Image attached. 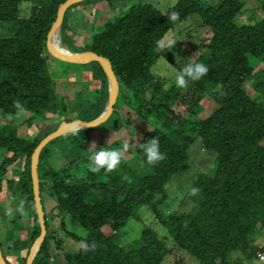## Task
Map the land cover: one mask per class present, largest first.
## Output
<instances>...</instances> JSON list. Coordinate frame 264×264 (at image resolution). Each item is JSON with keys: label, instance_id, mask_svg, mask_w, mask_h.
I'll list each match as a JSON object with an SVG mask.
<instances>
[{"label": "trees", "instance_id": "1", "mask_svg": "<svg viewBox=\"0 0 264 264\" xmlns=\"http://www.w3.org/2000/svg\"><path fill=\"white\" fill-rule=\"evenodd\" d=\"M20 1L28 4L24 17L19 16ZM63 1L0 0V22L8 24V36L0 38V191L5 173L14 170L10 167L16 161L21 164L14 170V179L5 182L11 200L10 219L0 210V254L5 264H24L29 247L38 237L29 158L37 143L57 128L41 137H23L17 134L18 126L11 119L24 117L26 125L88 122L100 114L107 99L105 77L96 62L76 65L56 59L59 72L48 69L45 36ZM111 1L74 4L61 20V43L70 52L91 51L105 58L118 92L102 124L67 133L41 149L37 179L45 236L31 264H43L48 257L50 233L42 196L52 202L48 214L60 225L70 217L85 230L83 238L67 234L70 239L96 244L95 251L85 253L78 248L65 254L63 264H161L168 250L152 230L144 228L137 239L120 243L121 229L129 219H139L138 211L143 206L153 213L175 246L197 264L250 263L257 252L264 250V245L256 242L264 230V0L260 2L262 15L250 24L234 22L243 7L238 0H220L211 6L198 0H177L167 9L179 13L175 23L168 21L164 12L138 3L93 26L89 40L77 36L83 20L80 16L81 22L74 25L71 18L76 9L105 2L113 11ZM193 14L210 33L194 47L193 63H203L209 71L199 81H190L186 89H179L175 82L167 85L151 73L155 62L165 57V53L153 49L156 40ZM247 56L257 62L255 67L249 65ZM75 67L82 69L84 85L59 108L61 96L55 91L54 79L57 75L70 77ZM244 84L250 86L253 98L247 95ZM205 98L216 107L200 118V101ZM16 100L26 108L25 114L17 115L13 107ZM176 106L183 108L182 116L175 111ZM130 114L151 128L142 133L130 157H124L116 170L90 172L92 145L88 133L100 128L127 129ZM154 137L166 159L151 166L138 145ZM196 139L213 154L214 172L195 179L191 188L200 191L188 195V211L162 218L157 206L164 199V187L185 164L188 148ZM122 146L113 141L96 146V150ZM54 157L61 163L54 162ZM125 176L130 183L123 179ZM104 227L109 234H103Z\"/></svg>", "mask_w": 264, "mask_h": 264}, {"label": "rangeland", "instance_id": "2", "mask_svg": "<svg viewBox=\"0 0 264 264\" xmlns=\"http://www.w3.org/2000/svg\"><path fill=\"white\" fill-rule=\"evenodd\" d=\"M177 1V0H176ZM202 4L206 5H215L220 0H198ZM242 4V9L240 13L234 18V22L238 25L240 24H250L258 19L262 12L260 11V2L262 0H238ZM112 10H110L105 2L96 4L84 5L76 9V12L73 13L71 19H73L74 25L77 26L82 16V23L79 25L77 30V36L90 39L91 37V28L93 26H99L104 24L106 20H110L117 15L124 13L129 6L134 4H148L152 6L159 12H164L165 9H168L172 0H112ZM28 4L24 1L19 3V16L24 17L27 15ZM75 10V9H74ZM95 12V14H94ZM95 15V16H94ZM79 18V20H78ZM8 24L0 22V38L8 36ZM167 33L175 34L176 39L178 40L174 47L165 52V59L169 63L166 68V71L170 73L168 77L163 75L155 74L156 71L160 70L161 66L159 65V59L151 67V73L166 82V84L174 83V73L179 72L186 64L193 63L195 60V53L193 49L198 45L202 40L208 38L210 33L207 28L203 27L200 18L198 15L193 14L188 16L185 20L177 23L170 29ZM75 36V38H77ZM61 42V41H60ZM61 45H63L61 43ZM65 47V45H63ZM66 48V47H65ZM67 49V48H66ZM70 52V51H69ZM56 59L48 55L47 64L49 71L59 72L60 65L59 62L55 61ZM248 63L251 67H255L257 62L247 56ZM75 70L70 77L57 75L54 79L55 91L61 96V101L59 103V108L65 106L66 102L71 99L73 93L82 88L85 81L83 79V72L81 68L75 67ZM93 83L91 82L88 85V89L91 88ZM247 95L250 98H253L254 93L251 90L248 84H244ZM216 107L214 102L210 98H205L200 101V112L198 117L204 118L209 115V113ZM125 112V109H122ZM181 116L184 114L182 107H175ZM60 113V112H59ZM60 116L57 114V118ZM60 119V118H59ZM24 117L19 119H11V123L16 124L17 134L23 137H41L44 134L49 133L54 130L59 121L53 122H32L31 125H26L24 123ZM128 127L127 129L120 128L117 131L112 130L111 128H100L91 130L88 133L89 144L93 143L96 146L99 145H108L113 141H118L121 145L127 143L129 145L128 151L125 155V158L130 157V151L132 150L135 142L138 138L148 131L151 127L144 123L143 120L136 118L133 114L128 116ZM264 142V141H263ZM59 157H54V162L60 164L61 159ZM57 159V160H56ZM20 161H16L12 167L14 170L20 167ZM215 162L213 154L210 151L204 149L200 140L196 139L188 148V155L185 164L180 168L178 173L174 175L170 181L165 185L164 199L158 204L157 210L162 218L172 212H185L190 208V201L188 195L190 188L195 181V179L200 174H205L211 176L214 172ZM8 170L4 177L3 183L1 186V191H7L8 185L5 184L6 180L14 179L15 171ZM8 196V195H7ZM43 198H45L43 196ZM158 198V197H157ZM6 199V200H5ZM159 199V198H158ZM45 205V204H44ZM51 206V205H50ZM0 210L6 212L7 219L11 217V208L9 204V199L6 197L1 198L0 194ZM46 220L48 224V232L50 237L48 240V257L45 259L43 264H63V256L65 254L74 253L79 248V242L74 241L68 237L67 234H72L77 237L83 238L86 235L85 230L77 224L70 217H65L63 219L62 225H60L57 219H53L49 214V207L45 206ZM139 219L132 220L129 219L125 226L121 229L122 238L120 243H128L132 240L138 238L139 233L142 229L148 228L152 230L156 237L161 240L166 249L168 250L167 255L163 258L161 264H174L178 261L183 264H197V262L190 257L186 252L178 249L172 240L168 237L166 230L159 225L153 216V213L146 207L143 206L138 211ZM103 234H109V231L106 227L102 230ZM256 242L259 245H264V230L256 238ZM60 241V245L57 247V243Z\"/></svg>", "mask_w": 264, "mask_h": 264}, {"label": "clouds", "instance_id": "3", "mask_svg": "<svg viewBox=\"0 0 264 264\" xmlns=\"http://www.w3.org/2000/svg\"><path fill=\"white\" fill-rule=\"evenodd\" d=\"M175 3L176 0H172L171 6L174 7ZM164 15H166L167 20L172 23H175L180 19L179 13L176 11L169 12L167 9H165ZM177 41L178 40L176 39L175 34L166 33L162 38L155 41V47L153 51L156 53L168 52L174 47ZM159 65L161 68L160 70L156 71L155 74L168 77L170 73L166 71V68L169 63L166 61L164 56L159 58ZM208 71V67L203 63L186 64L179 72L174 73L175 85L179 89H186L189 86L190 81H199L205 75H207ZM219 87L222 88V86ZM13 107L16 109L17 115L26 113V108L19 100L13 102ZM85 125L93 127L98 126L96 123L84 124L80 121H76L71 127L74 132H80L81 128ZM138 146L143 151L145 162L148 165L154 166L166 159L165 154L160 150V144L157 137H154L145 143H140ZM128 148L129 145L124 143L120 149L106 150L101 148L99 151H97L96 145L93 143L90 148L92 153L89 156V171L94 174L99 173L101 170H103L105 173L113 172L120 166L128 151ZM123 179L129 183L131 182V179L127 176L123 177ZM199 191L200 189L198 187H192L190 188L189 194L195 196L199 194ZM20 209H23V202L20 203ZM79 249L85 253L88 251H95L96 244L94 242L89 244L88 242L82 240L79 243Z\"/></svg>", "mask_w": 264, "mask_h": 264}, {"label": "water", "instance_id": "4", "mask_svg": "<svg viewBox=\"0 0 264 264\" xmlns=\"http://www.w3.org/2000/svg\"><path fill=\"white\" fill-rule=\"evenodd\" d=\"M82 1L86 0H64L62 3H60L57 6L56 13H55V18L53 22L50 24V27L46 33L45 36V47L48 50L49 54L53 56L55 59L59 60L60 62H66L70 64H76V65H84L87 63L91 62H96L99 67L102 70V73L104 74L105 81H106V89H107V99L105 102V105L100 112V114L88 121V122H82L84 124H91V123H96L98 126L102 124L110 115L113 105L116 100L117 92H118V85L115 79V76L111 70L109 62L96 54H94L91 51H83V52H69L66 48L65 53H60L58 52L55 48L50 43L51 37L54 32L59 33V28L61 24V20L63 17V14L65 10L77 3H80ZM76 121H71V122H62L60 123L57 128L47 134L45 137H43L37 145L34 147L30 158H29V175H30V180H31V190H32V196H33V206H34V211L36 214V219L38 222V227H39V234L36 239V241L29 247L25 262L24 264H31L32 260L38 251L39 247L41 246L44 236H45V228L43 224V211L41 209V204L39 200V191H38V179H37V161H38V155L41 151V149L50 141L63 136L67 133L73 132L72 130V125ZM97 127V126H95ZM93 126H83L81 130H88L95 128ZM0 264H5L3 257L0 254Z\"/></svg>", "mask_w": 264, "mask_h": 264}, {"label": "bare ground", "instance_id": "5", "mask_svg": "<svg viewBox=\"0 0 264 264\" xmlns=\"http://www.w3.org/2000/svg\"><path fill=\"white\" fill-rule=\"evenodd\" d=\"M51 41H52L53 48H55L58 52H60V53H65L66 52L65 47L63 45H61L58 32H54L53 33V35L51 37Z\"/></svg>", "mask_w": 264, "mask_h": 264}, {"label": "crops", "instance_id": "6", "mask_svg": "<svg viewBox=\"0 0 264 264\" xmlns=\"http://www.w3.org/2000/svg\"><path fill=\"white\" fill-rule=\"evenodd\" d=\"M0 194H1V198L4 197V198H8L9 199V204H10V208H11V200H10V197L9 195L7 194V191H0ZM8 195V196H7ZM45 197V196H44ZM6 200V199H5ZM41 203H42V206L43 208L45 209V206L47 205L49 208H50V205H52V202L48 199V198H43V196L41 197ZM45 204V205H44Z\"/></svg>", "mask_w": 264, "mask_h": 264}, {"label": "built area", "instance_id": "7", "mask_svg": "<svg viewBox=\"0 0 264 264\" xmlns=\"http://www.w3.org/2000/svg\"><path fill=\"white\" fill-rule=\"evenodd\" d=\"M248 264H264V250L257 252L254 259Z\"/></svg>", "mask_w": 264, "mask_h": 264}]
</instances>
